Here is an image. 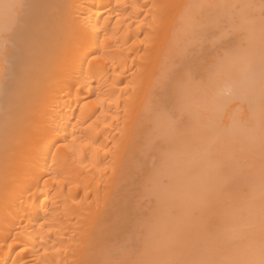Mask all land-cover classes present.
<instances>
[{"label":"bare ground","instance_id":"1","mask_svg":"<svg viewBox=\"0 0 264 264\" xmlns=\"http://www.w3.org/2000/svg\"><path fill=\"white\" fill-rule=\"evenodd\" d=\"M249 2V0H0V5L5 3L23 5V8L19 10H6L0 7V264H11L12 261H16L18 264H106L111 261V258L116 260L117 256L114 258L110 253L113 242L114 245L117 244V241L122 239L121 235L127 237L128 241V236L131 237L130 234L124 235L130 233L129 225L135 226L134 224H136L132 222L133 219H136L134 215L137 210H134L135 213L130 210L137 202L132 197H136L137 200L138 195L143 193L142 190L146 188L149 190L148 182H151L149 186L153 185L152 192L156 190L160 196L157 195L158 198L156 197L157 200L154 201L157 206L153 208V214L160 215L159 218L162 215L164 217L166 210L170 214L172 208L177 207L175 205L179 206L182 203V206L174 210L182 217L181 214L186 211L183 207L184 203L188 204L187 206L185 204V207H188L189 204L195 205L193 208L197 205L200 206L199 203L201 206L204 205L198 197L208 191V188L210 191L214 189L215 184L210 178L215 176L219 165L223 166L221 161L224 157L227 158L226 161L229 158H239L242 164L250 166L252 168L250 174H253L250 180L259 178V180L253 179L252 181L255 180L254 183H258L255 188L261 186L263 191L255 192L256 195H260V197L257 196L258 198L256 195L253 196L255 193L252 194V198L251 194L246 192V194H250V199L249 196L247 197L251 201L248 204H246L247 201L246 203L244 201L246 205L242 202L237 206L242 208L245 205L239 216L233 217L236 213L231 214L232 220L239 217V221L235 219V223L232 221V224H226L235 225L233 226L234 230V227L239 223L241 229L235 228L232 232L228 230L229 233H227V237L224 235V239L225 242L236 239L239 243L237 242L235 246H229L227 243L224 254L220 257L221 260L219 259L220 262L215 261L214 264H229V262L231 264H260L261 259H264V223H262L264 155L261 153L262 156H260L263 159H256L259 154L256 156L250 154L245 143L252 142L249 138L252 134L250 132L251 130L253 132V128L257 127L255 124L257 115H261V111H264L262 109L255 110V108H259L258 104L264 101L261 84L259 83L258 89L255 85L252 88L250 84L257 78L260 79L258 77L259 69L257 70L255 65L258 63L260 65L257 59H261L262 50L260 48H262L261 41H264V24H260L262 20L258 21L253 18L254 14L248 16L247 13L251 8H248ZM237 6L238 9L235 8ZM234 8L236 10L231 11ZM233 12L239 13L234 15V17L238 15V21L232 17ZM233 18L236 21V27ZM223 20L226 24L225 21L231 22L229 25L237 30L236 33L239 37L235 38L237 42L231 44L233 46L227 43L231 40H226L227 42H224L226 45H220V42H223L227 36L223 38L224 36L219 35L223 41L218 38L219 45H217L218 42L217 44L215 42L216 45L211 48L213 49L211 55L213 53L216 55L215 51L218 50L220 53L223 46L226 49L223 52L221 50L222 53H218L219 55L215 58L210 55L214 59L208 56L210 48L207 50V46L205 47L207 53L203 54L207 58L210 57V64L213 63L211 65L214 66L212 67L203 57L206 60L204 65L209 64L214 68L215 71L212 74L209 73V65L208 69L202 67L203 59H197L198 63L201 62L199 66L201 65L203 68V80L207 79L204 82L206 88L203 85L200 86L206 91L207 101L204 100L206 104L200 103V108L195 107L193 100L197 96L196 92L198 95L200 92L197 90L198 88L195 89L196 84L193 79L184 81L183 85L181 83V87L178 86L177 91H175L177 87L174 88L176 85L173 84H177L178 81L171 83L172 86L168 87L173 88H169L170 92L167 91L172 97L175 96V99L179 98L176 99L177 102L175 101L173 107L178 105L177 108L183 109L190 105L189 108L196 111L194 114L199 112V119L198 117L190 119L194 121L192 124L189 120L190 130L195 128V132L192 130V134L189 133L192 137L196 135L199 128L203 131L205 127H209L208 130L211 128L212 131H215L214 127L217 125L221 131H215L213 134L216 137L213 135L209 138L207 135L210 134H205L211 132V129L208 132L203 131L205 134L200 133L199 130L196 137L201 139L206 136L209 138L207 141L205 139H203L205 141H201L196 137H193L196 139L185 140L187 143H183V145L190 144L191 147L185 145L184 147L192 149L193 154H189V149L183 150V153L182 150H179L180 152L176 150V148L184 149L183 145L182 148L179 147V143L182 142L179 137L183 138L187 135L186 133L183 136L182 131L179 135L176 132L179 130L176 129L177 136L174 133V139L172 136L171 138L173 143L180 140L179 143L176 141L178 146L171 144L172 141L169 144L164 138L167 145L164 143L163 147L159 143L163 150L156 149L157 158L152 155L157 162H151V155L147 161L148 154L153 151L150 150L151 152L147 154L148 150L145 148H152L151 144L154 143L155 138L166 137L169 132L167 129L172 123L169 122V118L172 119V117L165 114V107L163 108L162 105L164 102L161 104L160 98L163 96L162 93H167L163 91L167 89V81L175 82L168 79L171 78L174 65L179 62L176 61L185 59L186 52L190 51L189 47L192 48L193 44V47L199 48L203 42L202 38L211 36V39H216L217 37L213 35L220 34V30L224 29L225 31V28L229 26L228 24L227 27L226 24L224 25L225 28L220 26L219 24L223 25ZM215 25L221 28L211 29V27L215 28ZM217 29H220L219 32ZM211 30H215L217 33H212ZM226 32L228 31L226 30ZM229 32L231 31L229 30ZM236 33L233 32L232 35L236 36ZM211 39L209 40L210 45L213 42ZM84 45L91 53L87 57L81 55L80 52ZM203 45L206 44L203 43ZM215 46L220 49L217 50ZM200 49L194 51H200ZM199 54L195 53L196 56ZM188 55L189 59H186L190 60V56L192 57L193 54L189 52ZM184 61L179 63L183 64ZM192 63L194 61H191ZM184 64L189 65L188 63ZM183 67L185 66L183 65ZM178 90H180V96L175 93ZM195 90L197 91L195 92ZM225 92H228L230 96L225 97ZM259 94L263 100L260 96L255 98ZM217 95L220 97L218 98ZM253 98L257 99L256 101H261L258 102V107L254 106L256 101ZM219 99L220 102H218ZM251 103H254L253 106ZM260 106L264 107L262 104ZM175 108L172 110L174 111ZM191 115L193 116L192 113ZM200 117L203 119L200 120ZM203 124L204 126H202ZM241 128V131L245 128H251V130L250 132L248 130L240 131L241 136L245 134L248 140L244 135V143L239 145L238 139L240 140L241 137H238ZM232 131L236 134L231 133V136L230 132ZM247 131L248 134H246ZM221 132L228 133L227 137L230 140L222 141V143ZM170 134L172 135L173 132ZM229 135L230 137L235 136L237 140L231 139ZM248 135L250 136L248 137ZM262 136L260 135V137ZM227 137L225 138L227 139ZM167 139L170 138L167 137ZM232 140L235 143L238 142V145L232 143ZM216 141L217 145L214 146ZM219 141L220 144H218ZM192 146L194 147L192 148ZM212 151L217 154L215 155L217 157L212 155ZM149 161L152 165L147 163ZM213 169L217 171H213ZM142 172L145 173L142 174ZM164 179H167L165 185L163 184ZM135 181H140L143 186L148 184L143 188L138 182L141 185L142 193L140 194V190L135 189L139 194L133 190L135 196H132L134 193H131L130 190ZM259 181L262 182H260L262 185L259 184ZM255 184L252 183V186H248V188ZM134 186L137 187L136 184ZM147 189L146 191H148ZM149 191L151 192V188ZM201 195L200 197H202ZM208 197L210 196L208 195ZM176 199H181V202H176ZM195 201H199V203ZM204 201L206 202V200ZM132 202L135 203L134 206ZM228 202L230 200L227 201V204ZM231 202L233 201L231 200ZM206 205H208V201ZM214 205L212 207L215 210ZM182 208L184 209L183 213L179 212V210H183ZM200 208L202 207H198V209ZM162 211L164 212L161 215ZM216 211L219 214V210ZM168 212L167 215H169ZM238 212L237 208V214ZM129 214L131 215L129 216ZM218 214L216 217L219 219ZM172 215L169 216L172 217ZM131 216H133L132 224L126 223ZM175 216L177 215H174L172 220ZM180 216L176 217L178 221L175 220L176 218L175 222L173 220L175 227L171 228L172 231L168 230L169 232L166 233L162 231L160 233L161 229L154 231L153 228L157 229L161 225H167L169 224L168 220L171 221V219L166 216L161 219L163 221L161 222L158 216L155 218L158 219V221L155 220V227L154 222L153 225L151 224L152 226L150 225L151 228L153 227V232L151 230L150 235L147 234L154 241L152 243L149 240V244L145 241L146 245L143 244L145 245L143 255L145 256V252H147V255L143 256L144 258L151 259L156 256L155 259H159L166 254L167 261L164 262L162 259L155 263L174 262L171 261L172 254L176 253L174 245L180 244L178 239L182 234V226L180 224L179 227V223L185 221V219L182 221ZM164 219L168 223H164ZM134 222L136 221L134 220ZM158 222L162 223L160 227ZM176 222H179L178 226ZM131 226L130 228L133 227ZM123 227L128 229V231L126 229L127 233H120L121 231L125 232ZM148 229L150 230V228ZM200 234L202 233L200 232ZM122 240L124 241L119 243L126 242V238ZM211 246L214 247L213 244ZM162 247L167 251L174 248V251L172 249L170 250L172 253L168 251L171 253L170 255L166 250L162 252ZM216 247H218V243ZM154 248H159L158 252ZM142 249L144 250V248ZM193 249L196 250L195 246ZM123 250L122 248L120 253L117 252L119 254H117V259L122 260L125 256L128 258V249L125 251L126 253ZM210 250L213 249L210 248ZM122 251L125 255L122 254ZM197 251L200 252L199 249ZM221 251H223L222 248ZM199 252L198 254L194 253L195 258L196 254L201 253ZM112 254L115 253L112 252ZM149 254H153V256ZM109 255L112 257L110 258ZM121 255L122 257H120ZM210 255L212 256V254ZM168 258L171 260L169 261ZM139 260L140 257H138ZM145 261L147 264L148 261ZM119 262L122 264L123 261Z\"/></svg>","mask_w":264,"mask_h":264},{"label":"rangeland","instance_id":"2","mask_svg":"<svg viewBox=\"0 0 264 264\" xmlns=\"http://www.w3.org/2000/svg\"><path fill=\"white\" fill-rule=\"evenodd\" d=\"M250 2H252V3H250L249 2V4H248V8H250L249 9V13H247L248 14V16L250 17V15H253L254 14V16H252L253 18H255V19H257L258 21H260V20H262V21H260L259 23L260 24H264V18H263V15H264V13H262V11H261V5H262V3H264V0H249ZM260 2V3H259ZM258 3V4H257ZM257 5V6H256ZM238 6H240V5H238ZM238 6L237 7H235L236 9H238ZM253 7V8H252ZM232 9L231 11H235L236 9ZM240 8V7H239ZM259 10V11H258ZM238 12L240 11V9L239 10H237ZM252 12V13H251ZM234 13V12H233ZM236 14H239V13H237V12H235ZM235 13L234 14H232V17H234V15H235ZM257 15V17H255ZM237 16L238 15H236V17H234V18H236V20L238 19L237 18ZM259 16V17H258ZM260 16H262V17H260ZM234 18H233V22H234V24H235V20H234ZM253 18H251L252 20H254ZM238 21V20H237ZM254 21H256V20H254ZM225 22H227V24L229 25V24H231V22L229 23V21H225ZM218 23H221V22H218ZM226 23H224V20H223V25H221V24H219L220 26H224ZM225 25L226 27L228 26V25ZM237 24H238V22H237ZM217 25V24H216ZM215 25V26H216ZM214 26V27H215ZM225 26L223 27V28H225ZM237 25L235 24V27H236ZM218 26H216L215 28H212L211 27V29H216ZM231 27H232V25H229L228 26V28H225L228 32H226V30L224 31V29L223 30H220V29H217V31L219 32V30H220V34H215V35H217V36H215V35H213L214 37H217L216 39H211V36L209 37V36H207L206 38H202V44H200V47H201V49H200V47L199 48H197V46L196 47H193L194 46V44L192 45V48L191 47H189V49H190V51L188 50V52H186V56L184 57L185 59L186 58H188L189 57V52H190V54H193L192 55V57L190 56V60H188V59H182L181 61L180 60H177L176 62H183L184 60V63H188L187 65L189 66H186L184 63L183 64H180L179 62H178V64L176 63L175 65H174V67H173V71L171 72V75H170V79H168V80H174L175 82H169V81H167L168 82V84H166V88L167 89H165V90H163V91H165L164 93H166L168 90H169V88H171V87H168V86H172V84L173 83H176V81H178V83L177 84H173V85H176V86H174V88L175 87H177L176 88V90L175 91H177V89H178V86H180L181 87V83H182V85L184 84V81H182V75H181V70L182 69H187V68H191V69H193V73H194V78H193V82H195V84H196V87H195V89H197L199 92H200V94L198 95V92H196L197 90H195V92H196V94H197V96L194 98V100H193V103H194V105H195V107H197V108H200V103H203V104H206V91H204L203 89H201L200 88V86L201 85H203L205 88H206V84L204 83L206 80H203L204 78L202 77V73H204L203 72V68L202 67H207V69H208V65L210 64V60L211 59H214L215 58V56H217V55H219L220 53H222L223 51H225L224 49H226L225 48V46H221V48H223V50L222 49H220V47H218V46H215V48L218 50V48L220 49V53H219V50L218 51H215V49H214V51L215 52H217L216 53V55H214L215 53H213V55H211V50H213V49H211V48H214V45H216L217 44V42L219 41V39L221 38V41H223L222 40V37L221 36H224L223 38H225L226 36H227V38L223 41V42H220V45L221 44H224V45H226L224 42H227V41H230L231 40V42H227L229 45H231V44H233V43H235L236 44V42L237 41H235L236 39H238V35H237V33H236V31L237 30H235L233 27H232V29H233V32H235L236 34V36H233L232 35V29H231ZM218 28H221V27H218ZM230 28V29H229ZM231 31V32H229V30ZM238 29V28H237ZM212 31V30H211ZM214 31V32H213ZM212 31V33H217V31H215V30H213ZM222 31H224V32H222ZM211 33V34H212ZM222 33V34H221ZM229 33V34H228ZM231 33V34H230ZM209 34V33H208ZM240 34H241V31H240ZM210 35V34H209ZM219 35H221V36H219ZM238 36V37H237ZM237 37V38H236ZM240 37H241V35H240ZM219 38V39H218ZM236 38V39H235ZM212 40L213 42H212V44L210 45V43H209V40ZM233 39H234V41H233ZM205 40V41H204ZM227 40V41H226ZM263 40V39H262ZM201 41V40H200ZM233 41V42H232ZM206 42V43H205ZM215 42H216V44H215ZM219 42H218V44L217 45H219ZM198 43H200V42H198ZM197 43V44H198ZM203 43L204 44H206V45H203ZM261 43H262V41H261ZM208 44V45H207ZM227 44V45H228ZM201 45H203L204 46V49H203V46H201ZM213 45V46H212ZM198 46H199V44H198ZM207 46V47H206ZM231 46H233V45H231ZM205 47H206V49L207 48H210L209 50H210V53H209V51H208V53H209V55L208 56H214V58H212L211 56V59H210V57L209 58H207V56H204L205 54H203V53H207V50L205 49ZM192 49V50H191ZM196 49H200V51H194V50H196ZM203 49V50H202ZM221 50H222V52H221ZM260 50H262V48H260ZM204 51V52H203ZM201 52H202V54H201ZM260 52V51H259ZM195 53L197 54H199V56L197 57L196 55H195ZM219 53V54H218ZM196 56V58H194L195 56ZM260 55V54H259ZM201 56V57H200ZM203 57L209 62V64L208 65H204V61H206L205 59H203ZM258 57V56H257ZM260 57H261V55H260ZM191 59H193V60H191ZM197 59H203L202 60V62H203V64H202V67H201V65L199 66V64H201V62L200 63H198L199 61L197 60ZM210 59V60H209ZM217 59V58H216ZM200 60V61H201ZM257 60H259V62H260V58H258ZM187 61V62H186ZM191 61L193 62L194 61V63H192L191 64ZM190 62V63H189ZM207 62V63H208ZM257 62V61H256ZM258 63V62H257ZM211 64H213V63H211ZM210 64V65H211ZM183 65L185 66V67H183ZM210 65H209V67H210ZM258 65H259V63L257 64V65H255L257 68V70L259 69V67H260V65H259V67H258ZM212 67L214 66V65H211ZM255 66H254V68H255ZM180 67V68H179ZM212 67H210L209 68V73L210 74H212V72L213 71H215L214 70V68H212ZM182 68V69H181ZM213 70H212V69ZM206 69V68H205ZM204 69V70H205ZM210 70H212L211 72H210ZM195 71V72H194ZM252 71V70H251ZM259 71V70H258ZM257 71V72H258ZM174 72V73H173ZM257 72H255V73H257ZM209 73H207V75H209ZM254 73V72H253ZM259 73V72H258ZM197 74H198V76H197ZM173 75H174V79H173ZM177 75V76H176ZM204 75V74H203ZM254 75V74H253ZM257 75V74H256ZM210 76V75H209ZM208 76V77H209ZM212 76V75H211ZM255 76V75H254ZM253 76V77H254ZM200 77H202L201 78V80H203V81H201L200 80ZM257 77V76H256ZM255 77V78H256ZM258 77H260L259 76V74H258ZM253 80V79H252ZM255 80V79H254ZM257 80H259V81H257ZM257 80H255V81H251L252 83H250L251 84V86H252V88H253V86L255 85L256 86V89H258L261 85L259 84L260 83V79L259 78H257ZM197 82V83H196ZM172 83V84H171ZM171 84V85H170ZM178 84H180V85H178ZM194 85V84H193ZM260 85V86H259ZM173 88V87H172ZM171 88V89H172ZM209 88V87H208ZM179 89H181V88H179ZM201 90V91H200ZM172 91V90H171ZM180 90H178V92H175L176 94L178 93V96H180V92H179ZM168 92H170V91H168ZM167 92V93H168ZM163 94L162 93V97H165V98H160V100H162V102L160 101V103L162 104L163 102V108H164V112H165V114L167 115L168 114V117H172V119H170L169 118V122H172V120L173 119H177V121H178V123L177 124H175V125H177V126H171V125H173V123H170V130H169V128L167 129L169 132H168V135L166 136V137H164V136H162V138H160V136H159V138H155V141H157V142H155V141H153L154 143L153 144H151L152 146V148H145L146 150H148L147 151V154L148 153H150L151 151L150 150H152L153 152H154V150H155V152H154V154H153V152H151V154H148V158H147V161L149 160V158H150V155H151V157H152V155H155V157L157 158V154L156 153H158L157 152V150H159L160 151V149L162 148L161 147V145L159 144V143H161L162 144V146L164 147L165 146V144L167 145V143H166V141L170 144V141H172L174 138V133H175V130L177 129V130H179V131H176L178 134L180 133L181 134V131H182V133H183V136L187 133V135L185 136V137H183L182 138V136L181 137H179L180 138V140L182 139V142H180L179 143V138H178V140L179 141H177L176 139H177V137H176V141L180 144V146L179 147H181L182 148V145H183V143H187V141H185V140H187L188 138H189V140H191V139H199L200 137H196V135H198V131L200 130L201 131V129L199 128V130L198 129H196V130H198L195 134V136H193V137H196V138H193L190 134H192V132L194 131V129H191L190 130V122H191V124L192 123H194V121L192 120H190V119H197V118H195V117H198V119H199V116H198V114H199V112H198V114H194L196 111L195 110H192V108H189L190 107V105L188 106V107H184L183 109L182 108H180L181 109V111H180V109L179 108H177L178 107V105L177 106H175V107H173V105L175 104V101H176V99L178 98L177 97V95H176V99L174 98V97H172L171 95H170V93H168V94ZM172 93H173V91H172ZM201 93H202V96H204V97H202L201 96ZM227 93V94H226ZM231 93V92H230ZM262 93V92H261ZM260 93V94H261ZM227 96H226V95ZM225 94H224V96L225 97H229L230 95H229V93L228 92H225ZM257 95L255 98H257V97H259L260 96V98H262V97H264V96H262L261 97V95ZM166 95V96H165ZM168 95V96H167ZM218 96V95H217ZM216 96V97H217ZM223 96V95H222ZM221 96V97H222ZM171 97V98H170ZM220 97V95L218 96V98ZM172 101H171V100ZM175 99V100H174ZM179 99V98H178ZM254 99V98H253ZM165 100H167L168 102H166ZM204 101V100H206V101H204V102H201V101ZM257 99H254V101H256ZM262 100H263V98H262ZM166 102V103H165ZM177 102V101H176ZM218 102H220V99H219V101ZM258 102L260 103L261 101L259 100V101H256V102H254L255 103V105L254 106H257V104H258ZM253 103V104H254ZM263 103H264V101H263ZM262 102L260 103V104H258L259 105V108H255V110H257V109H262V110H264V107L263 106H260L261 104L262 105H264ZM197 104V105H196ZM198 104H199V106H198ZM252 104V103H251ZM253 104H252V106H253ZM165 105V106H164ZM192 106V105H191ZM167 107V108H166ZM194 107V106H193ZM258 107V106H257ZM263 107V108H262ZM172 108H175L174 109V111L172 110ZM189 108V109H188ZM202 108V107H201ZM178 109V110H177ZM194 109V108H193ZM203 109H204V107H203ZM199 110V109H198ZM192 111H194V112H192ZM202 111V110H201ZM166 112H168V113H166ZM171 112V113H170ZM256 112V111H255ZM262 113H261V115L259 114V116L257 115V117H256V122H255V124H257V127H255V128H253V132H252V130H251V128L250 129H244L243 131H241L242 130V128L241 129H239V132L241 131V132H244L245 130H248L249 132H250V130H251V132L250 133H252V134H250V135H248V137L249 138H251V141L252 142H250V144L249 143H245V144H247L245 147H247V149H248V152L250 153V154H252L253 156H256V154H259V155H257V157L258 158H256V159H258L259 160V158L260 159H263V157H261L262 155H264V150H262V149H264V111H261ZM181 113V114H180ZM191 113L193 114V116L191 115ZM257 113H258V111H257ZM260 113V112H259ZM171 114V115H170ZM263 114V115H262ZM176 116V117H175ZM179 119H178V118ZM188 117V118H187ZM184 119L183 121H182V119ZM201 119L200 120H202L203 119V117H200ZM217 118V117H216ZM263 118V119H262ZM186 119V120H185ZM257 119H259V120H257ZM189 120H190V122H189ZM219 120V119H218ZM263 120V121H262ZM183 123H182V122ZM203 121H206V120H203ZM212 121V120H211ZM220 121V120H219ZM260 122V123H259ZM181 123V124H180ZM213 123V122H212ZM183 124V125H182ZM196 124V123H195ZM194 124V125H195ZM205 124V123H204ZM204 124L202 125V126H204ZM186 127H185V126ZM188 125V126H187ZM207 125H208V123H207ZM184 126V127H183ZM206 126V125H205ZM208 126H210V125H208ZM213 125H211V127H212ZM176 127V128H175ZM178 127H179V129H178ZM182 127V128H181ZM190 127V128H189ZM216 127H218L217 125L214 127L215 128V131H218L219 132V130H220V128L218 127V128H216ZM175 128V129H174ZM184 128H186L185 130H187V129H189V130H187V131H189V132H185V130H184ZM209 128V127H208ZM208 128H206L205 127V129L203 130L204 132H208V131H210V129L208 130ZM213 128V127H212ZM261 128H262V130H261ZM203 129V128H202ZM207 129V130H206ZM254 129H255V131H258V132H255L254 131ZM260 129V130H259ZM193 130V131H192ZM199 131V132H200ZM203 131H201L200 133H204ZM215 131L213 130L212 131V129H211V132H208V133H204L205 135H207V134H210V135H207L208 137L209 136H213V135H215V134H213V133H215ZM221 131V130H220ZM248 131H247V133L246 134H248ZM170 132L172 133L173 132V134L171 135L170 134ZM195 132V131H194ZM235 132V131H234ZM241 132H240V135H239V137L238 138H240L241 137V139L239 140L238 139V141L240 142L239 143V145H241V143H244V135L243 136H241ZM190 133V134H189ZM199 133V134H200ZM222 133V132H221ZM231 133H233V131L232 132H230V135L232 136V134ZM258 133V134H257ZM179 134V135H180ZM216 134H217V132H216ZM223 134H224V136L225 137H227V134L226 133H222V139H224V140H222L221 139V142L222 141H225V142H227V140H230V139H228V137H227V139L223 136ZM226 134V135H225ZM236 134V133H235ZM234 133H233V135H235ZM219 135H221V134H219ZM230 135H229V137H230ZM260 135L263 137H260ZM171 136H172V138H171ZM175 136H177L176 135V133H175ZM188 136V137H187ZM191 136V137H190ZM200 136H201V134H200ZM202 136H204V135H202ZM218 136V135H217ZM252 136H255V137H252ZM258 136H259V138H258ZM167 137L168 138H170V139H167ZM208 137H206L205 136V138H203V137H201V139H199V140H203V139H205L206 141H207V138ZM215 137H216V135H215ZM219 137V136H218ZM224 137V138H223ZM164 138H166L165 140H163ZM210 138V137H209ZM208 138V139H209ZM212 138V137H211ZM220 138V137H219ZM231 139H233V140H237V139H235V136L234 137H230ZM243 138V139H242ZM245 138H247L246 137V135H245ZM254 138V139H253ZM260 138H262V139H260ZM159 139V140H158ZM184 139V140H183ZM215 139V138H214ZM218 139V138H217ZM226 139V140H225ZM259 139V140H258ZM188 140V144L190 143V141ZM205 140H203V141H205ZM233 140L231 141L232 143H235V142H233ZM246 140V139H245ZM247 140H248V138H247ZM176 141L173 143V141L171 142V144H173V145H175L176 144V146H178L177 144L178 143H176ZM194 141V140H193ZM218 141V140H217ZM217 141H216V143L215 142H213V143H215V145L214 146H216L217 145ZM242 141V142H241ZM249 141H250V139H249ZM253 141H255V142H253ZM209 142V141H208ZM245 142H247V141H245ZM261 142V143H260ZM156 143H157V146H156ZM165 143V144H164ZM206 143V142H205ZM223 143V142H222ZM253 143V144H252ZM255 143V144H254ZM155 144V145H154ZM187 144V145H188ZM191 144H192V142H191ZM208 145L210 144V143H207ZM218 144H220V141L218 142ZM235 144H237L238 145V142H236ZM185 146H186V144H184ZM184 145H183V148L184 149H177L176 148V150H182V153H183V150L185 151V149H186V147H191L190 146V144L188 145V146H186V147H184ZM206 145V144H205ZM243 145V144H242ZM258 145V146H257ZM261 145V146H260ZM175 146V147H176ZM212 146H213V144H212ZM251 146V147H250ZM263 146V147H262ZM155 147V148H154ZM194 146H192V148H193ZM257 149H256V148ZM154 148V149H153ZM213 148V147H212ZM157 149V150H156ZM189 148H187L186 150H188ZM161 150H163V149H161ZM189 154H193L191 151H192V149L190 150L189 149ZM239 151H240V148H239ZM253 151V152H252ZM180 152V151H179ZM209 152V151H208ZM207 152V153H208ZM242 152V151H241ZM240 152V153H241ZM260 152V153H259ZM185 153H187V152H185ZM212 153H213V151H212ZM261 153H262V155H261ZM186 155H188V154H186ZM204 155H207V154H204ZM212 155H217L216 153L214 154H212ZM223 155H224V153H223ZM222 155V156H223ZM261 155V156H260ZM190 156V155H189ZM220 156V158H221V154L219 155ZM215 157H217V156H215ZM227 157V156H226ZM223 158V157H222ZM153 159V160H152ZM152 159H151V162H153V161H155L154 163H156L157 162V160H155V158L154 157H152ZM224 159H225V157H224ZM223 159V160H224ZM227 159V158H226ZM226 159H225V162L222 160L221 162H222V165L223 166H218V168L220 169H218V171L216 170V169H213V171L215 170V171H217L216 173H215V176L213 177V176H211V177H213L214 178V180H213V178H210V179H212L211 181H212V183L213 184H215V186L211 183V185H213L214 186V189H212L211 191H210V189L208 188V191H205L204 193H202L203 195H201L202 197H200V195H199V200H202L203 201V206H201V203H199V201H197L198 203H199V205L200 206H196L195 208H193V206H195V205H190L189 204V209H188V207H185V206H187L188 204H186V203H184V205H183V207H184V209L186 210L185 212H184V209L183 210H179V212H181V213H183V214H181V215H183L182 217L180 216V214L178 215L177 214V211L176 212H174V210H177V207H179V206H182V203H180L179 204V206H178V204L177 205H175V206H177L175 209L174 208H172V210H173V212H172V210H171V213L170 214H173L172 215V217H170L169 215V212L166 210V212H164V211H162L160 214L162 215V213L164 212L165 214H164V217H166V216H168V218H170L171 219V221L170 220H168V222H169V224H167L169 227V229L167 228V225H161V227H160V224H162V223H160V222H158V226L160 227V228H153L154 229V231H159L160 229V233H166V232H169L168 230H170V231H172V229L171 228H174L175 227V220H177L178 221V217L180 216V218H181V220L182 221H184V219H185V221L184 222H182V223H179V227H180V224H181V226H182V231H181V233L183 234H180V236H181V238H179L178 239V242L180 243L179 245H178V243H177V245L175 244L174 245V248H176L175 249V252L176 253H174V254H172L173 256H171V259H169L170 258V256L169 255H167V256H169V261L171 260V261H174V262H171L172 264H174V263H176V264H214V263H216L217 261H219L220 262V260H221V258L220 257H222L223 256V254H224V251H225V248L227 247V243H228V245L229 246H231V245H233V246H235L236 244H237V240L236 239H234V240H229L230 242H228V241H226L225 242V239H224V235H226V237H227V233H229V231L228 230H231L230 232H232V231H234L235 230V228H239V229H241L240 227H239V223L236 221V223H238L237 225H236V227H234V230H233V226H235V225H230V224H232L233 222L235 223V219H237L238 221H239V217L238 218H234V220H232L231 219V214H235V215H233V217H237V216H239V214H240V211H241V209L243 208V207H245V205L246 204H248V202L249 201H251V200H249L250 199V197L252 196V194H254L256 191H260V192H262L263 191V189H262V187L260 188H255L257 185H258V183L257 182H255V183H257V184H255L254 183V181H252L253 179H256V180H259V178H253L252 180H250L251 178L250 177H253V174H250V170L252 169L250 166H248V165H244V164H242L241 163V160L238 158V159H236V158H234V159H230L229 158V160H227L226 161ZM240 160V161H239ZM223 162H224V164H223ZM147 163H150V161L149 162H147ZM230 163V164H229ZM233 163H234V165H233ZM244 163V162H243ZM151 165H152V163H150ZM150 164H149V166H150ZM191 164H193V163H191ZM228 165H230L229 167H225V166H228ZM238 165V166H237ZM143 168V167H142ZM225 168H226V171H225ZM231 168V169H230ZM247 168V169H246ZM224 169V170H223ZM228 169V170H227ZM234 169V170H233ZM240 171H239V170ZM234 172H233V171ZM230 171H231V173H230ZM145 173V172H144ZM143 172H142V174H144ZM244 175H243V174ZM216 174H219L218 176L216 175ZM221 174V175H220ZM250 174V175H249ZM255 174V173H254ZM214 175V174H213ZM228 175V177H226ZM252 175V176H251ZM217 176V177H216ZM222 176V177H221ZM224 176V177H223ZM255 176V175H254ZM239 177V178H238ZM140 178V177H139ZM215 178H217V179H215ZM220 178H222V179H219ZM226 178V179H225ZM138 179V178H137ZM140 180V179H139ZM165 180H167V179H164V182H163V184L165 185V184H167V181H165ZM217 180V181H216ZM250 180V181H249ZM137 181V180H136ZM134 182L133 184L135 185L136 184V186L137 187H135L134 185L131 187L132 189L130 190L131 191V193L133 192L134 193V191L136 192L137 190H140L141 191V185H142V183L140 182V181H138V182H140L141 183V185L140 184H138V182ZM222 181V182H221ZM248 181V182H247ZM220 182H221V184H220ZM250 182H252L253 184H255L253 187H250V188H248V186H252V183H250ZM261 181H259V184L260 185H262L261 183H260ZM149 184L151 183V182H148ZM147 183V184H148ZM226 183V184H225ZM147 184H145L144 186H143V188L144 187H147L146 185ZM149 184H148V187H149V190H150V188H151V192L149 191H146V189H144V190H142L143 191V193H142V191L140 192L139 191V193L141 194V195H138V197H137V200H136V197H132L134 200H135V202H137L136 203V205H135V203L134 202H132V204H133V206L134 207H137V208H135L134 209V207H132L131 209L132 210H130V211H132V212H134V210L136 211L137 210V212L135 213L136 215H137V217H136V215H134V217L136 218V219H133V222H132V217L133 216H131L130 217V219L129 220H127V222L126 223H130V224H132V223H136V224H134L135 226H131V225H129V228L128 229H131V230H129L130 231V233H127L126 232V229L127 228H124L125 227V225H124V227H123V229H125V230H123V231H125V232H120V233H127V234H125L124 236H126V235H129L130 234V238H129V236H128V241H127V237H123L122 235L120 236V237H122V239H125L126 238V242H124V243H122L124 240H122V239H119V237H118V239H119V241H117V239H116V241L119 243L120 241H122L121 243H119V245H117L118 243L117 242H115V243H117V244H115L114 245V242H113V247L111 248V251H110V253H111V255L112 256H114V258H115V256H117L118 257V253H120V251H121V249L123 248L124 250V252L128 249L129 250V252H128V250H127V253H129V255L127 254V256H128V258H122V260L120 259H117V257H116V260H115V262H114V260L110 257V255H109V257L111 258V261L113 262H111V261H108V262H111V264H114V263H120L119 261H123L122 262V264H133V262H134V264H139L138 262H143V264H145V260H147L148 261V259H150V258H144L147 254V252H145V256L143 255V253L142 252H144L145 251V245H146V243L147 244H149L150 242H152V241H154V239L152 240V239H150V237H149V232H151V230H152V232H153V229L151 228V226L153 225V222H154V227H155V220L156 221H158V219H155V218H157V216H158V218H159V216L160 215H157V216H155V214H153V208H155L157 205H156V202H154L155 201V199H156V197H157V195L159 196V194H158V192L155 190V191H153L152 192V190H153V185L150 187L149 186ZM220 184V185H219ZM248 184V185H247ZM250 184V185H249ZM217 185V186H216ZM232 185V186H231ZM239 185V186H238ZM220 186V187H219ZM226 186V187H225ZM229 186V187H228ZM262 186H264V184L262 185ZM218 187V188H217ZM225 187V188H224ZM231 188H232V190H231ZM245 188V189H244ZM254 188V189H253ZM135 189H137V190H135ZM227 189V190H226ZM257 189V190H256ZM134 190V191H133ZM218 190V191H217ZM234 190H236V191H234ZM243 190V191H242ZM248 190V191H247ZM255 190V191H254ZM146 191V193H144ZM213 191V192H212ZM227 191V192H226ZM155 192V194L153 195V193ZM208 192V193H207ZM217 192H219V193H217ZM222 192H224V193H222ZM234 192V193H233ZM246 192H248V193H250L251 194V196H250V194H246ZM258 192H256V193H258ZM138 193V191L136 192V194ZM138 193V194H139ZM206 193H207V196H206ZM230 193V194H229ZM238 193H239V195H238ZM256 193L253 195L254 197H255V195H256ZM153 196H152V195ZM224 194V195H223ZM236 196H235V195ZM208 195L210 196V197H208ZM223 195V196H222ZM246 195V196H245ZM132 196H135V193H134V195L132 194ZM213 196H215V197H213ZM228 196H229V199H228ZM232 196V197H231ZM234 196H235V198H234ZM240 196V197H239ZM247 196H249V199H248V197ZM253 196H252V198H253ZM257 196H259L260 197V195H256V197ZM160 197V196H159ZM210 198V199H208V198ZM222 198V199H220V198ZM247 197V198H246ZM158 198V197H157ZM219 198V199H218ZM224 198V199H223ZM238 198V199H237ZM258 198V197H257ZM179 199V198H178ZM178 199H176L177 201L176 202H178L179 203V201L181 200H178ZM215 199V200H214ZM244 199V200H243ZM248 199V200H247ZM255 199V198H254ZM133 200V201H134ZM157 200V199H156ZM198 200V199H197ZM204 200H206V202L204 201ZM217 200H218V202H217ZM230 200V202H228V204H227V201H229ZM231 200L234 202H231ZM242 200V201H241ZM253 200V199H252ZM201 201V202H202ZM207 201H208V205H206V203H207ZM222 201V202H221ZM226 201V202H225ZM244 201H245V203H246V201H247V203L245 204L244 203ZM181 202V201H180ZM196 202V201H195ZM196 202V203H197ZM210 202H211V204H210ZM220 202V203H219ZM239 202H240V204H239ZM243 202V203H242ZM192 203V202H191ZM214 203H215V205H214ZM216 203H219L218 205L216 204ZM224 203V204H223ZM237 205H236V204ZM241 203L242 204H245L242 208H241V206L240 207H237V206H239V205H241ZM225 204H227V205H225ZM230 204V205H229ZM233 204H235L234 206H233ZM215 206V210H214V208L212 207V206ZM222 205V206H221ZM129 206H131V205H129ZM224 206V207H223ZM191 207V208H190ZM198 207H202V208H200V209H198ZM223 207V208H222ZM234 207V208H233ZM181 208V207H180ZM179 208V209H180ZM218 208V209H217ZM220 208V209H219ZM236 208V209H235ZM237 208H238V210H239V212H238V214H237ZM192 209V210H191ZM197 209V210H196ZM209 209V210H208ZM213 209V210H212ZM223 209V210H222ZM227 209V210H226ZM216 210H219V214L221 215H219L218 214V211H216ZM224 210H226V211H224ZM233 210H234V212H233ZM235 210H236V212H235ZM243 210V209H242ZM152 211V212H151ZM183 211V212H182ZM210 211V212H209ZM151 212V213H150ZM168 212V214L169 215H167L166 213ZM178 212V213H179ZM196 212V213H195ZM214 212V213H213ZM223 214H222V213ZM230 212V213H229ZM232 212V213H231ZM130 213V212H129ZM151 214V215H150ZM187 215L186 217H185V215ZM203 214V215H202ZM217 214H218V216H219V219H220V217H221V219H220V221H219V219H218V217H216L217 216ZM230 214V215H229ZM128 215V214H127ZM131 214H129V216H130ZM166 215V216H165ZM174 215H177V216H175V220H174V222H173V220H172V218L174 217ZM193 215V216H192ZM163 216V215H162ZM160 217L159 218V220L161 221V222H163L161 219L162 218H164V217ZM215 218H214V217ZM225 216H226V218H225ZM152 217V218H151ZM153 217H154V219H153ZM232 217V218H233ZM179 218V219H180ZM227 218H230V219H228L227 220ZM127 219V218H126ZM151 219V220H150ZM167 219V218H166ZM166 219H164V223H168L167 222V220ZM189 219V220H188ZM199 219H200V221H199ZM211 219V220H210ZM217 219V220H216ZM222 219H223V221H222ZM131 220V221H130ZM134 220L136 221V222H134ZM198 220V221H197ZM230 220H231V222H230ZM129 221V222H128ZM166 221V222H165ZM188 221V222H187ZM233 221V222H232ZM125 222V221H124ZM132 222V223H131ZM146 222V223H145ZM149 224H148V223ZM219 222V223H218ZM220 222H221V224H220ZM224 224H223V223ZM145 223V224H144ZM173 223V224H172ZM177 223V222H176ZM178 223H177V226H178ZM212 223V224H211ZM226 223H230V224H226ZM125 224V223H124ZM145 226H144V225ZM152 224V225H151ZM174 225L173 227H172V225ZM184 224V225H183ZM188 224V225H187ZM128 225H127V227H128ZM143 225V226H142ZM151 225V226H150ZM187 225V226H186ZM224 225V226H223ZM227 225V227H225ZM229 225V226H228ZM130 226L132 227V228H130ZM140 226H142V227H140ZM149 226V227H148ZM156 226H157V224H156ZM198 226V227H197ZM205 226V227H204ZM223 226V227H222ZM163 227H165V228H163ZM219 227H221V228H219ZM231 227H232V229H231ZM243 227V226H242ZM148 228H150V230L148 229ZM191 228V229H190ZM215 228V229H214ZM246 228V227H245ZM128 229H127V231H128ZM148 229V230H147ZM201 229V230H200ZM205 229V230H204ZM247 229V228H246ZM174 230V229H173ZM205 232H204V231ZM211 230V231H210ZM219 230V231H218ZM225 230H227V231H225ZM162 231V232H161ZM187 231V232H186ZM192 233H191V232ZM197 231V232H196ZM215 231V232H214ZM223 231V232H222ZM147 232V233H146ZM200 232L202 233V234H200ZM204 232V233H203ZM207 232V233H206ZM219 232V233H218ZM222 235H221V234ZM147 234H149L148 236H147ZM194 234V235H193ZM214 234V235H213ZM198 235V236H197ZM210 235V236H209ZM216 235V236H215ZM179 236V237H180ZM190 236V237H189ZM223 236V237H222ZM144 237H145V240H144ZM148 237V238H147ZM184 237V238H183ZM196 237V238H195ZM204 237H206V238H204ZM208 237V238H207ZM209 237H211V238H209ZM214 237V238H213ZM216 237V238H215ZM225 237V238H226ZM152 238V237H151ZM195 238V239H194ZM203 238V239H202ZM237 238V237H236ZM144 241H143V240ZM147 239V240H146ZM201 239H202V241H201ZM217 239H218V241H217ZM239 239V238H238ZM140 240V241H139ZM149 240H150V242H149ZM180 240V241H179ZM182 240V241H181ZM188 240V241H187ZM214 242H213V241ZM145 241H146V243H145ZM195 241H198V242H195ZM207 241V242H206ZM216 241V242H215ZM233 241V242H232ZM140 242V243H139ZM206 242V243H205ZM221 242V244L219 245V243ZM224 244H223V243ZM153 243V242H152ZM188 245H187V244ZM195 243V244H194ZM201 243V244H200ZM217 243H218V247H216V245H217ZM239 243V242H238ZM142 244V245H141ZM143 244H145V245H143ZM184 244V245H183ZM209 244H210V246H209ZM214 245V247L213 246H211V245ZM117 245V246H116ZM122 245H123V247H122ZM131 245V246H130ZM185 245H186V247H185ZM192 247H191V246ZM195 246V248H196V250L195 249H193L194 248V246ZM198 245V246H197ZM126 246V247H125ZM128 246V247H127ZM138 246H139V248H138ZM144 246V247H143ZM175 246H177V247H175ZM184 246V247H183ZM204 246H205V248H204ZM208 246V247H207ZM115 247V248H114ZM121 249H120V248ZM138 249H137V248ZM165 247V246H164ZM164 247H162L161 248V250H162V252L164 251V250H166V252H171L170 250L172 249H174V248H171V249H168V251H167V249H164ZM171 247H173V246H171ZM191 247V248H190ZM119 249V251H118V249ZM126 248V249H125ZM142 248H144V250L142 249ZM166 248V247H165ZM169 248V247H168ZM184 248V250H182ZM188 248V249H187ZM210 248L211 249H213V250H210ZM221 248H222V250L223 251H221ZM117 249V251L115 252V250ZM142 249V250H141ZM155 250H156V252H158V249L159 248H154ZM188 251H187V250ZM200 250V252L199 251H197V250ZM136 250V251H135ZM139 250H141V251H139ZM154 250V251H155ZM189 250H190V252H192V253H190L189 252ZM192 250H194V251H192ZM210 250V251H209ZM216 250V251H215ZM220 252H219V251ZM122 251V252H123ZM174 251V250H173ZM187 251V252H186ZM197 251V252H196ZM204 251V255L202 254V252ZM211 251H213V252H211ZM215 251V252H214ZM112 252L113 253H115V254H112ZM118 252V253H117ZM124 252L122 253V254H124ZM168 252V254H170L171 255V253H169ZM198 252L200 253L199 255H197L198 254ZM126 253V252H125ZM133 253V254H132ZM135 253V254H134ZM151 253V252H150ZM186 253V254H185ZM190 253V254H189ZM194 253H197L196 254V258H195V254ZM215 253V254H214ZM118 254V255H117ZM179 254V255H178ZM205 254H207V255H205ZM210 254H212V256L210 255ZM125 255V254H124ZM131 255V256H130ZM136 255V256H135ZM142 255V256H141ZM149 255H151V254H149ZM148 255V257H151V256H153V254L151 255V256H149ZM166 255V254H165ZM165 255H162L159 259L157 258V259H155L156 258V256H155V258H154V256L153 257H151V261L153 260V262H151L150 260V262H149V264L150 263H152V264H156L155 262H160V261H162V259H163V261L165 262V261H167L166 259V256ZM186 255V256H185ZM190 255V256H189ZM208 255H210V256H208ZM132 258H130V257ZM144 256V257H143ZM176 256V257H175ZM183 256V257H182ZM191 258H189V257ZM191 256H193L194 258H192ZM201 256V257H200ZM204 256V257H203ZM120 257H122V255L120 256ZM119 257V258H120ZM138 257H140V260L138 261ZM188 257V258H187ZM200 257V258H199ZM207 257H209V258H207ZM218 257V258H217ZM129 258H130V261H129ZM135 258V259H134ZM142 258V259H141ZM175 258V259H174ZM185 260H184V259ZM207 258V259H206ZM183 259V260H182ZM190 259V260H189ZM196 259V260H195ZM202 259H203V261H202ZM220 259V260H219ZM110 260V259H109ZM117 260H119V261H117ZM126 260V261H125ZM138 262H137V261ZM155 260H157V261H155ZM159 260V261H158ZM177 260V261H176ZM188 260H189V262H188ZM117 261V262H116ZM128 261V262H127ZM202 261V262H201ZM216 261V262H215ZM132 262V263H131ZM148 262H147V264H148ZM164 262L162 263L161 262V264H164ZM194 262V263H193ZM204 262V263H203ZM169 263V262H168ZM171 263H169V264H171ZM218 263V262H217ZM166 264H167V262H166Z\"/></svg>","mask_w":264,"mask_h":264},{"label":"snow or ice","instance_id":"3","mask_svg":"<svg viewBox=\"0 0 264 264\" xmlns=\"http://www.w3.org/2000/svg\"><path fill=\"white\" fill-rule=\"evenodd\" d=\"M0 7H3L6 10L7 9L19 10L23 8V5L20 3H5L3 5H0ZM261 11L262 13H264V3H262L261 5ZM80 52H81V55L85 57L91 55V53L87 51L86 45L81 47ZM181 75H182V81H190L194 78V73L191 68L182 69ZM259 75H260L261 92H262V95H264V41H262V52H261V59H260ZM172 123L173 125H175L178 123V121L173 119ZM262 223H264V206H262ZM11 264H18V262L12 261ZM106 264H111V262H106ZM139 264H143V262H139ZM229 264H231V262H229ZM260 264H264V259H261Z\"/></svg>","mask_w":264,"mask_h":264}]
</instances>
